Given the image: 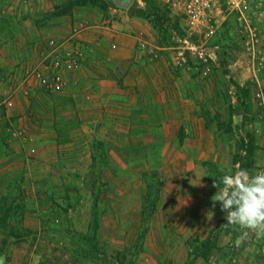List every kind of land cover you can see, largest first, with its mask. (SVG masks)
I'll list each match as a JSON object with an SVG mask.
<instances>
[{
	"label": "rangeland",
	"instance_id": "rangeland-1",
	"mask_svg": "<svg viewBox=\"0 0 264 264\" xmlns=\"http://www.w3.org/2000/svg\"><path fill=\"white\" fill-rule=\"evenodd\" d=\"M106 1L114 6L113 0ZM1 2L0 29H15L19 19L3 14ZM74 2L88 6L82 0H60L50 16L45 13L35 21L69 15ZM130 4L147 14L159 11L166 27V34L154 30L155 41L142 55L144 64L137 66L144 78L155 74L165 78L137 84L143 99L140 111L149 106L147 121L156 135L148 151L147 171L160 169L159 200L153 199L154 192L146 190V185L137 190L120 183L117 194L106 180L109 166L102 158L93 162L87 187L77 197L67 189L63 193L58 182L51 186L58 193L42 194L38 181L46 168L36 162L34 152L23 155L10 148L11 142L23 141L36 146L39 95L55 92L37 76L41 59L31 51L30 67L0 68V103L4 101L0 115L6 107L12 108L8 103L16 76L26 80L23 95L29 102L20 121L17 116L0 119V264H113L88 259L89 237L97 249L115 256L120 264H264V237L257 239L253 234L237 245L240 230L222 227L226 214L219 202L215 207L211 202L218 190L212 187L214 179L218 182L223 175L242 169L250 174L264 171V0H210L205 15L193 22L162 0H131ZM84 24L85 19L80 27ZM10 36L18 45V37L12 32ZM231 79L247 91L244 105ZM162 97L171 122L180 121L175 129L177 151L166 152L164 162ZM139 117L145 119V115ZM74 120L58 123L62 128ZM66 132L64 136L69 135ZM132 148L134 155L147 153L137 145ZM70 158H63L60 165L65 171H61L80 176ZM135 161L120 160L119 174L133 173L129 167ZM204 161L212 162L215 171H203ZM79 164L83 170L85 163ZM77 207L85 232L75 229L79 226L68 213ZM61 245L66 253H59Z\"/></svg>",
	"mask_w": 264,
	"mask_h": 264
},
{
	"label": "crops",
	"instance_id": "crops-1",
	"mask_svg": "<svg viewBox=\"0 0 264 264\" xmlns=\"http://www.w3.org/2000/svg\"><path fill=\"white\" fill-rule=\"evenodd\" d=\"M59 1L1 2L3 14L7 12L11 18H18L19 23H14L15 29H0V68L17 65L30 67L28 53L36 51L41 59V72L37 76L45 79L54 75L62 88L51 95H39L41 101L37 108L41 113V116L38 115L41 121L36 125V146L33 148L23 141L17 144L11 142L10 148L23 155L30 154L29 151L34 152L36 162L46 168L42 179L38 181L43 195L58 193L56 188L51 187L58 182L63 193L67 189L77 197L78 192L83 193L87 187L93 162L102 159L109 166L106 180L117 194L120 183L142 190V186H145V175L151 173L147 171L150 167L147 164L148 151L155 144L156 135L150 121H147L146 113H149L150 102H144L148 107L140 111L143 99L137 93V84L139 80L145 82L150 78H165L162 74H155L148 75L145 79L138 74L137 66L144 64L145 58L142 55L153 45L156 33L146 20L131 15V4L126 9L119 6L124 0H113L114 6L104 0L106 8L103 11L89 5L79 6L73 3L69 15L35 21L41 19L45 13L50 16V12L59 6ZM83 19L86 24L81 28ZM11 32L18 37V45L12 43L15 38L10 36ZM16 50L18 54L15 53ZM44 62L50 63L47 65ZM30 75L31 79H35L33 72ZM15 82L13 96L8 103L12 108L4 109V115H0L3 121L16 116L20 121L29 107L28 97L23 95V84H26V80L21 81V76H16ZM161 100L165 116L161 123L163 133L160 136V148L164 162L166 152L177 151L175 129L180 128V121L171 122L169 112L165 110L164 98ZM2 103L4 101L1 99L0 105ZM143 115L145 119L139 117ZM72 117L75 118L73 124L71 121L66 122L67 125L61 128L58 122ZM172 125L173 131H169ZM63 130L69 135L64 136ZM136 145L140 150L147 151L145 156V152L141 156L131 152L132 146L135 148ZM64 157H71L70 160L75 162L73 166L76 165L80 170V176L76 172L63 173L65 169L60 164ZM120 160H136L133 168L132 164L129 167L133 173L123 172L120 175ZM81 162L85 163L83 170L79 168ZM202 163L201 169L206 172ZM152 173L160 183L161 192L163 181L160 169ZM62 178H67V181L63 183ZM118 199L116 196L117 207ZM72 209L68 213L75 225L79 226L75 229L85 232L79 221L81 208ZM84 216L86 217L85 212ZM87 227L89 225L86 229ZM59 248V253H66L62 245Z\"/></svg>",
	"mask_w": 264,
	"mask_h": 264
},
{
	"label": "clouds",
	"instance_id": "clouds-1",
	"mask_svg": "<svg viewBox=\"0 0 264 264\" xmlns=\"http://www.w3.org/2000/svg\"><path fill=\"white\" fill-rule=\"evenodd\" d=\"M212 187L218 189L211 197L213 207L219 202L220 211L226 214L222 227L241 232L237 245L253 234L257 239L264 237V171L250 174L242 169L225 174L218 182L214 179Z\"/></svg>",
	"mask_w": 264,
	"mask_h": 264
},
{
	"label": "trees",
	"instance_id": "trees-1",
	"mask_svg": "<svg viewBox=\"0 0 264 264\" xmlns=\"http://www.w3.org/2000/svg\"><path fill=\"white\" fill-rule=\"evenodd\" d=\"M82 3L84 4H88L89 6L95 7L101 11L105 10L106 8V4L102 3L101 1L98 0H82ZM74 4L76 5H81L80 3L74 2ZM72 6V5H71ZM130 13L131 15L135 16V17H139L142 18L144 20H146L151 26L152 28L158 32V34H162L165 33L166 27L164 24V17L162 14L159 13V11L154 10V11H150L148 14L145 13V11L141 10V9H136L134 7L130 8ZM166 34V33H165ZM231 84H233L236 93L239 97H242V101L241 104L244 105L245 100L248 96L247 91L243 88L240 87L238 84H236L232 79L230 80ZM4 115V112L2 113L1 116ZM203 168H205V170L207 172L209 171H215V166L213 165L212 162L210 161H205L202 163ZM151 178H154L155 182L154 183H150ZM152 184V185H151ZM145 185L147 189H150V192L153 193V196L155 200L159 199V192H160V183L159 181L156 179V176L154 173H149L147 175H145ZM146 204L142 203V209L143 211L145 210ZM155 207V202H151V210H153ZM142 237V235L140 236V238ZM93 237H89L87 239V242L89 244V257L88 258H93L94 260L97 261H109L110 263L113 264H120V262L116 259L115 256L113 255H108L105 252L97 249L93 243Z\"/></svg>",
	"mask_w": 264,
	"mask_h": 264
},
{
	"label": "built area",
	"instance_id": "built-area-1",
	"mask_svg": "<svg viewBox=\"0 0 264 264\" xmlns=\"http://www.w3.org/2000/svg\"><path fill=\"white\" fill-rule=\"evenodd\" d=\"M169 8L182 14L191 22L199 20L205 15V10L210 6V0H162ZM44 83H50L51 89L58 91L61 89L57 77L50 75L49 78L43 79Z\"/></svg>",
	"mask_w": 264,
	"mask_h": 264
},
{
	"label": "water",
	"instance_id": "water-1",
	"mask_svg": "<svg viewBox=\"0 0 264 264\" xmlns=\"http://www.w3.org/2000/svg\"><path fill=\"white\" fill-rule=\"evenodd\" d=\"M130 1L131 0H124V2H120L119 3V6L122 7V8H124V9H126L129 6Z\"/></svg>",
	"mask_w": 264,
	"mask_h": 264
}]
</instances>
